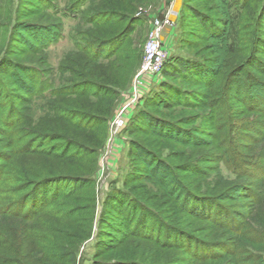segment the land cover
Here are the masks:
<instances>
[{
	"label": "trees",
	"instance_id": "1",
	"mask_svg": "<svg viewBox=\"0 0 264 264\" xmlns=\"http://www.w3.org/2000/svg\"><path fill=\"white\" fill-rule=\"evenodd\" d=\"M86 1L75 4L71 12ZM221 2L227 14L223 19L197 6L187 10L205 35L225 41L228 51L236 52L240 43L253 46L260 38L257 24L263 6L257 13L258 0ZM115 14L105 11L104 17L112 20ZM7 20L11 27H3L0 38V70L7 62L22 71L23 83L37 81L46 112L37 120L18 111V101L9 98L8 81L0 76V190L16 194L10 202L0 196V264H246L243 254L251 250L247 229L252 221L264 228L260 213L256 215L260 220L249 218L255 192L242 183L219 188L218 183L203 185L187 176L185 181L180 172L205 171L181 150L198 144L197 133L183 121L160 114L162 107L212 102L219 74L212 65L217 59L200 51L194 58L165 62L158 87L152 88L126 128L131 138L128 155L133 161L141 159L145 169L135 165L123 187L110 190L97 212L99 150L105 145L120 90L128 88L141 63L140 51L124 45L131 31L81 39L79 53L61 66L69 73L66 84L54 88L45 71L6 57L13 29L19 26L15 19ZM25 24L43 33L49 29L37 22ZM32 36L46 46L58 37L34 32ZM226 110L230 112L228 106ZM237 135L231 131L229 140L236 143ZM176 159L181 162L173 164ZM236 200L245 202L230 203ZM75 212L88 215L75 217ZM107 216L115 222L123 218L128 226L123 229ZM112 230L117 233L106 239ZM91 238L94 256L87 257L84 249ZM100 250L107 257L99 259Z\"/></svg>",
	"mask_w": 264,
	"mask_h": 264
},
{
	"label": "rangeland",
	"instance_id": "2",
	"mask_svg": "<svg viewBox=\"0 0 264 264\" xmlns=\"http://www.w3.org/2000/svg\"><path fill=\"white\" fill-rule=\"evenodd\" d=\"M80 1L0 0V24L2 23L0 38L3 27L6 29L11 27V21L9 22L7 18L12 19V22L15 19L19 26L13 29L14 36H12V41L5 53L6 57L19 64L45 71V77L51 82L50 86L55 88L66 84L69 73L63 72L61 66L66 64L68 58L79 53L77 45L83 43L81 39L90 34L106 37L131 31L126 36L124 45L130 44L132 48L140 51L141 63L131 75L128 88L120 90L113 116L108 122V136L105 145L99 150V169L95 177L97 212L102 210L104 199L110 190L123 187L125 178L135 165L145 169V164L141 159L133 161L128 155L131 138L126 132V128L132 115L141 109L144 100L150 96L152 88L158 87L163 75L157 81L151 82L147 94L141 100L132 104L133 107L131 106L132 108L129 110L126 126L114 139L111 126L120 110L135 98L134 83L137 73L141 69L145 45L155 20L164 16L166 11L173 6L174 14H176L174 16L176 26L167 27L163 35L169 55L166 62L173 57L194 58L201 51L202 56L217 59V62L212 66L215 72H219L218 81L211 90L213 100L209 104L185 108L181 106L162 107L160 109L162 116L177 123L183 121L182 125L197 133L194 136L196 140L195 138L194 140L198 144H186L181 146V150L185 151V157H191L194 159L193 161L199 162L205 171L199 174L180 172V175L184 177L185 181H188V178L196 179L203 185L218 183L219 188H222L224 183H228L229 186L239 183L249 186L255 192L257 199L251 206L252 213L249 218L252 221V217L255 216L260 220L256 215L260 213L261 216H264V0H258L255 3L259 4L257 13L263 6L257 24L260 38L255 41L253 46L240 43L236 52L228 51L225 41L205 35L200 25L191 17L190 11L187 10L190 5L197 6L202 10L207 9L210 15L223 19L227 14L221 0H87L80 10L71 12L75 4ZM111 10L116 13V18L112 20L104 17V12ZM182 13H185V16H181ZM25 22L47 25L49 29L45 33L49 34V37L58 36L54 37L57 42L50 46H46V43L43 45L37 43L32 33L42 35L45 34L44 30H31L26 27ZM53 27L56 28L52 29ZM1 43L0 40V46ZM3 65L0 76L9 83L7 88L9 98L18 101V111L30 113L38 120L46 112L44 108L46 100L40 97L37 81H28L25 84L20 77L23 76V73L17 66L7 62ZM8 70L18 73H10ZM24 98L28 102L21 104L20 101H23ZM227 106L230 116L226 110ZM44 122L46 121L44 120ZM233 130L238 134L236 143L234 139L229 140V135ZM219 157H222V160H218ZM200 159H205L204 161L208 162H203ZM171 161L173 164H179L181 159ZM161 174L163 171L159 172V175ZM168 182L169 179L166 181L165 187L170 185ZM12 193L13 191L10 192L3 188L0 190V196L3 197L4 202H10L16 198V194ZM234 202L241 206L245 201H230L231 204ZM63 209L68 210V207ZM79 215L88 214L87 212H75V217ZM107 218L110 219L108 216ZM111 221L123 229L128 226L123 218L116 222L113 219ZM96 226L95 223V230H97ZM247 231V236L251 240L247 246L251 250L243 254L245 263L264 264V228L252 221ZM112 233L116 234L117 231L112 230L111 234L105 235V238H111ZM93 238L88 241V245L84 249L87 257L94 256ZM100 251L99 259L107 257L106 254H103V250Z\"/></svg>",
	"mask_w": 264,
	"mask_h": 264
},
{
	"label": "built area",
	"instance_id": "3",
	"mask_svg": "<svg viewBox=\"0 0 264 264\" xmlns=\"http://www.w3.org/2000/svg\"><path fill=\"white\" fill-rule=\"evenodd\" d=\"M174 13V7L171 6L164 16L157 18L154 22L145 45L143 63L134 83L135 98L126 104L114 118L111 126L113 139L126 126L129 110L133 107L132 104H136L147 94L151 82L162 77V70L169 56L163 35L167 27L176 26L174 18L176 14Z\"/></svg>",
	"mask_w": 264,
	"mask_h": 264
}]
</instances>
